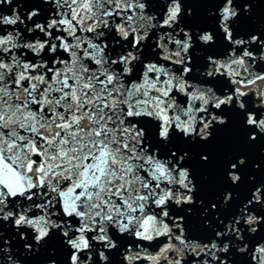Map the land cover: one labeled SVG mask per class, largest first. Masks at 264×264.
I'll return each mask as SVG.
<instances>
[{"label":"snow or ice","instance_id":"6c2138e0","mask_svg":"<svg viewBox=\"0 0 264 264\" xmlns=\"http://www.w3.org/2000/svg\"><path fill=\"white\" fill-rule=\"evenodd\" d=\"M189 2L0 0V264H264V180L228 157L206 204L189 165L229 115L264 139V0Z\"/></svg>","mask_w":264,"mask_h":264},{"label":"water","instance_id":"95a60500","mask_svg":"<svg viewBox=\"0 0 264 264\" xmlns=\"http://www.w3.org/2000/svg\"><path fill=\"white\" fill-rule=\"evenodd\" d=\"M29 7V5H25ZM242 9V5H240ZM252 18L244 16L243 11L237 18L236 26L239 31L245 33H259L260 25L264 24V3H257L253 6ZM191 9L192 15L182 17L185 26L192 28H209L211 18L208 12L215 8V5L206 2V0H190L185 4V9ZM9 11L8 8L5 9ZM264 38V36H262ZM195 59V57H194ZM225 115H229L225 113ZM193 157L189 165L193 172V179L197 186V200H204L207 204L212 201L213 197L220 195L222 184L220 181L223 163L228 157H244L247 161L241 171L242 180L240 188L237 189L241 194L247 187L248 177L254 176L257 181L264 180V139L256 142H247L240 126L229 115V123L224 126L213 128V136L206 143L193 147ZM200 155H207L208 162L205 164L200 161ZM258 164L259 169H254L253 165ZM194 212L190 217L193 230H197L202 221L199 217V209L193 206ZM264 227V226H262ZM49 249H55V255H49ZM60 250L55 241H50L44 248L33 257L32 264H47L49 259L57 260L60 264Z\"/></svg>","mask_w":264,"mask_h":264}]
</instances>
